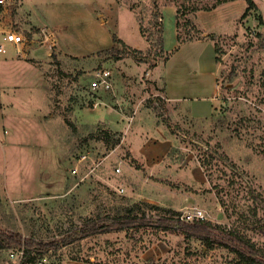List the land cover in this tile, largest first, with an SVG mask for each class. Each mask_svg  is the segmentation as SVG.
<instances>
[{
    "label": "rangeland",
    "instance_id": "obj_1",
    "mask_svg": "<svg viewBox=\"0 0 264 264\" xmlns=\"http://www.w3.org/2000/svg\"><path fill=\"white\" fill-rule=\"evenodd\" d=\"M252 1L243 15L246 0H7L3 20L30 46L24 58L0 51V229L50 241L145 201L180 215L198 207L264 251V0ZM20 18L42 28L37 40L52 37L30 42ZM156 18L162 51L147 40ZM113 34L141 52L109 51ZM98 68L110 89L90 88ZM170 140L153 162L161 172L130 152ZM0 264L242 263L174 227H132L41 255L0 249Z\"/></svg>",
    "mask_w": 264,
    "mask_h": 264
},
{
    "label": "trees",
    "instance_id": "obj_2",
    "mask_svg": "<svg viewBox=\"0 0 264 264\" xmlns=\"http://www.w3.org/2000/svg\"><path fill=\"white\" fill-rule=\"evenodd\" d=\"M246 2L248 5L243 15L246 14L249 8L255 6L252 0H246ZM197 9L199 8L195 7L193 10L196 11ZM154 26L156 31H149L147 40H151L155 35L159 50L162 51V23L157 21L156 18L154 20ZM140 31L141 34H143L141 27ZM112 41L113 44L110 48H108L109 51L114 50L117 43L121 46L123 51H129L133 54L141 52L136 48L129 47L115 34L112 36ZM214 49L216 50L215 46ZM147 51H149V48ZM167 58L168 56H165L164 60ZM146 208L155 210L157 211V214L162 213L163 215H158L157 218H154L153 216L147 217L144 212ZM179 215V211L173 208L140 201L125 207L124 213L120 215H90L86 217L83 225L80 226L79 229L74 230L69 235L50 241L26 238L17 231H5L0 229V249H15L16 251H21L24 256L41 255L50 249L63 246L68 242L76 240L80 235L88 236L100 232L101 230H110L112 228L120 230L130 229L132 227H151L155 229H167L174 227L187 238L194 237L202 240L204 243L216 244L220 247L227 248L229 251L234 253L237 260L242 264H264L263 249H260L243 234L235 230L227 229L224 226L205 218H197L186 221L181 220Z\"/></svg>",
    "mask_w": 264,
    "mask_h": 264
},
{
    "label": "crops",
    "instance_id": "obj_3",
    "mask_svg": "<svg viewBox=\"0 0 264 264\" xmlns=\"http://www.w3.org/2000/svg\"><path fill=\"white\" fill-rule=\"evenodd\" d=\"M20 4L18 5V11L20 10ZM173 12V11H172ZM133 16H134V14H133ZM21 19V18H20ZM22 20V19H21ZM136 20V19H135ZM27 23V22H26ZM26 23H24V21L22 20V21H20V24L23 26L22 28L23 29H25L26 30V32H30V34H31V38H30V42H37L36 44H39L40 46H44V43H45V41L47 40V38L48 37H52V33H51V31H49V32H47V33H44V37H45V39H40V40H37V37H38V35L39 36H41V33H40V31L42 30V28H38L35 24H26ZM136 25H137V30L139 31V34L141 35V37L144 39V37L142 36V34H141V32H140V28H139V24H138V22L136 21ZM9 27H12V28H14L11 24H8V23H6V21H4V22H2V25H1V28L2 29H7V28H9ZM16 29V28H15ZM35 30V31H37V32H33V30ZM18 30V29H17ZM19 31H21V30H19ZM43 31V30H42ZM3 32V31H2ZM23 32V31H22ZM24 33V32H23ZM0 36L2 37V38H0V43H2L3 44V46H4V49L6 50V51H8V50H14L16 53L17 52H21V58H24V56H25V53H24V50H26L27 49V47H29L30 45L29 44H24V45H22V46H19V45H15V44H13V43H11V42H8V41H5V39H4V37H3V35H2V33L0 34ZM33 36V37H32ZM34 36H36V39H34ZM176 36V35H175ZM122 39V38H121ZM50 40H53V39H50ZM145 40V39H144ZM124 41V40H123ZM184 41H187V40H184ZM183 41V42H184ZM188 41H201L202 42V40H188ZM208 41V40H207ZM125 42V41H124ZM183 42H181V43H183ZM210 42V41H209ZM126 43V42H125ZM180 43V44H181ZM113 44V43H112ZM126 44H128V43H126ZM145 44H146V42H145ZM211 44H212V47H213V63L211 64V70H213V77H214V84H215V93H217V91H218V84H217V80H216V63H215V61H214V58H215V56H214V54H215V49H214V44L211 42ZM128 45H130V44H128ZM131 46V45H130ZM179 46V43H177V47ZM55 47V46H54ZM133 47H139V46H133ZM38 48H40V47H38ZM38 48H34V50H37ZM13 57L14 56H10L9 58H11V59H13ZM29 59H31V60H34V58L33 57H28ZM5 60H10V59H8L7 57H5ZM167 60H165V62H166ZM164 82H165V84H164V90L165 89H168V86H167V81H165L164 80ZM165 93H166V90H165ZM166 99L167 100H169V98H171L170 96H169V94H167L166 93ZM173 106V109H174V112H175V114H176V116H180V113H179V111L177 110V105H172ZM171 146H172V142H171V140L170 141H166V143L165 142H162V144L161 143H158V141H156V143H154V144H152V145H142V147H136L134 144H129V147H130V152H131V154H132V156L136 159V160H138V162H140V164H141V166L143 167V168H145L147 171H155V172H157V171H163V169H161L162 168V164L161 165H156V163H153V162H156V161H160L161 162V160L163 159V157H164V154L166 153V152H168V150L171 148Z\"/></svg>",
    "mask_w": 264,
    "mask_h": 264
},
{
    "label": "built area",
    "instance_id": "obj_4",
    "mask_svg": "<svg viewBox=\"0 0 264 264\" xmlns=\"http://www.w3.org/2000/svg\"><path fill=\"white\" fill-rule=\"evenodd\" d=\"M8 2L7 0H0V33H2L5 41L11 42L15 45L22 46L27 43L28 38L24 35L22 31H19L15 28L9 27L7 29H2L1 25L4 22V14L7 11ZM3 31V32H2ZM42 34H44L42 32ZM45 39V38H44ZM0 51H5L4 46L0 43ZM112 86L111 84V73L108 69L105 68H98L94 71V75L90 81V88L92 90L101 89V90H108ZM85 158V155H81L79 160ZM77 166L72 168L73 172H76ZM119 171V167L116 168ZM181 220H193L197 218H204L203 210L198 207H189V209L185 210L180 216ZM21 252V251H20Z\"/></svg>",
    "mask_w": 264,
    "mask_h": 264
}]
</instances>
